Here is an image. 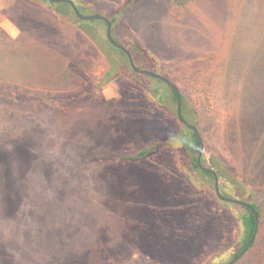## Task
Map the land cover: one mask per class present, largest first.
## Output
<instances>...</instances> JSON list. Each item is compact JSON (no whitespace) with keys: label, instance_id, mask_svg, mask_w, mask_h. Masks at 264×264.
I'll return each instance as SVG.
<instances>
[{"label":"rangeland","instance_id":"rangeland-1","mask_svg":"<svg viewBox=\"0 0 264 264\" xmlns=\"http://www.w3.org/2000/svg\"><path fill=\"white\" fill-rule=\"evenodd\" d=\"M72 1L83 15L115 20L113 39L138 68L195 80L203 91L195 103L212 109L197 108V125L189 121L204 143L202 163L221 175L224 197L261 212L254 245L236 264H264V0H189L181 21L169 14L174 0ZM33 26L61 41L63 62L78 57L63 80L32 87L19 67L0 76L9 95L0 98V264H64L74 252L82 257L71 264H226L242 209L193 170L176 139L182 125L150 96V77L118 52L104 55L102 23L80 30L45 0H0V69L45 39ZM113 60L116 75L103 85ZM61 82L63 91L54 88ZM211 234L218 242L209 249Z\"/></svg>","mask_w":264,"mask_h":264},{"label":"trees","instance_id":"trees-1","mask_svg":"<svg viewBox=\"0 0 264 264\" xmlns=\"http://www.w3.org/2000/svg\"><path fill=\"white\" fill-rule=\"evenodd\" d=\"M188 1L189 0H174L173 3L171 4V10L169 11L170 16L177 21H181L186 15V8H187ZM48 3L50 4L52 10L54 11V13L57 16L62 17V18L63 17H71L74 20H76V27H78L80 30L84 31L88 27L92 26L93 24L95 25L97 23H102L106 29V25L102 21H80V20H78L75 17V15L73 14L69 5H67L65 3H50V2H48ZM109 21L112 25V32H113V26H114L115 20L109 19ZM33 28L39 29V27H35V26H33ZM38 34L41 37H45V39H48V43H45V39H44V40L40 41V45H38V46L28 45L24 48H21V53H20L21 55L16 56L19 58V60H21V62H19V63L14 62L15 66L5 65V60H3L2 64L4 66L0 69V76L1 77L5 73H8V75L12 74L10 71V68H4V67H19L24 72V76H22L23 74L20 71L18 74L23 78V80L28 81V84L31 85L32 87H34V85H38L39 81H45V82L49 83L50 80H52L51 78L55 77L57 75L60 78H62V80L67 78V75H69L70 69L75 66V64H76L75 59L78 56H73L72 58L70 56V59H68V62H63L65 60H67V56H66V52H65L64 47H62L60 45L61 41H58L57 39H54L53 37L49 38V37L42 35V34H44V35L49 34L48 31L40 33V29H39ZM94 37L97 38V42L99 43V40L101 37L100 36H98V37L94 36ZM99 45H100L99 48L101 49V51L106 56H108L107 54L110 52V50L118 52L121 56L124 57L128 67H129L128 61H127L123 52L112 47L107 41H105V42L102 41L101 44L99 43ZM60 54H62L61 57L59 56ZM178 63H179V61H178ZM55 67L57 69H55ZM25 68L27 71H25ZM117 68H118L117 62L114 60L111 61L109 69L106 71V73L101 78V82L103 85L109 81H112L113 76L116 75L115 73L117 72ZM60 69H62V70H60ZM129 69H130V67H129ZM30 70H32V74H27L26 72H30ZM148 70H150V69H148ZM151 71H154V70H151ZM154 72H156V71H154ZM48 77H50V78L47 79ZM165 77H167L169 80H171L177 86V88L180 91V97H181V103H182V114H183L184 119L188 123H189V121H191L197 125L198 119H199L198 117H197L198 119L195 117V115L197 114L196 113L197 108L202 110L203 108L207 109V108L211 107L210 103H208V100H201V102L195 103L194 97L202 98L201 92L203 93V91H201L200 89H198L196 87V84L194 82L195 80L192 79L193 80L192 81L191 77H189V76L187 77L185 75V76L180 77L178 73L177 74L173 73L171 75L167 74V76H165ZM150 80H152L154 82L153 84H151L153 86L149 85L147 88L150 96L153 98V100H155V102L159 106L174 110L175 115H176V96H175L174 91L169 86H167L166 84H164L161 81H158L154 78H150ZM65 82H66V80H65ZM57 83L58 82H56V84ZM59 84L57 86H55L54 88H57L58 90H59V88H61L62 89L61 91L66 89V87H63V88L58 87V86H61L63 84V82H61ZM35 87H37V86H35ZM4 96L9 97V95H7V94L2 95L0 93V98L4 97ZM27 98L31 99L32 95H28ZM40 100H44V99L41 98ZM209 112H212L211 108L209 109ZM191 116L195 122L192 121V118L190 119ZM199 135H200V133H199ZM176 139L178 140V142H180V146H181L182 150H184L187 153L188 158H189V162H190L193 170L198 172L201 176H206L213 181L211 174L205 173V172L199 170V168L196 165V157H197L198 149H199V142H198V138H197L196 134L193 131H191L190 129H188L182 125L181 130L178 133ZM202 142H203V140H202ZM149 153H150L149 148L144 149V150L139 151L134 156L120 158V161L121 162L128 161L129 163H134V162L148 156ZM212 165H215V164L213 163ZM214 171L216 172V169ZM218 177H219V183L221 185V182H222L221 175H219ZM245 202H247V201H245ZM247 203H249L253 207V209L256 211L257 216H258V221L260 222V220H261L260 219L261 218V212L259 211L260 209L250 202H247ZM239 207L242 209V213L238 214L239 222H240V225L242 228V236L240 238L238 250L231 255V259L235 258L244 249L245 245L247 244V242L252 237V234H253L254 229H255V217L253 216V214L247 208L241 207V206H239ZM196 209L194 210V212L197 211ZM204 225H205V222L202 219L201 222L199 223V226L203 230H207V228ZM160 229L161 228H158V230H160ZM198 231H199V229L193 230L192 232H190L192 239L198 238V236H199ZM210 239H212V240H210ZM205 240H210V244L206 245L207 247H209V249L213 248L215 243L218 242V239L216 238V235H214V234L209 235V237H207V238L205 237ZM142 245H144V243ZM253 245H254V241L251 244V246L249 247V249L252 248ZM144 246H146V245H144ZM206 246H203L201 249H198V250H193L191 248H189V249L193 250V252L195 253L197 251L202 250ZM149 251L152 253L155 252L153 249L149 250ZM146 252L148 253V250H146ZM161 252H163V249L161 250ZM175 252H177L179 254L178 256H180L182 260L187 259V258H184L185 254H187L185 249H182V250L180 249V250H177ZM78 256H80V255H77L76 252H74L72 255V258H70V259L72 261L76 262L78 259H81V257H82V256H80V257H78ZM55 257H56V259H53L54 261L62 259L60 257V255H57ZM71 260L66 261L68 263L65 262L64 264H71V263H69Z\"/></svg>","mask_w":264,"mask_h":264},{"label":"water","instance_id":"water-1","mask_svg":"<svg viewBox=\"0 0 264 264\" xmlns=\"http://www.w3.org/2000/svg\"><path fill=\"white\" fill-rule=\"evenodd\" d=\"M45 1L50 2V3H65V4L69 5V7L71 8L75 17L80 21H102V22H104L106 25L105 37H106L107 42L112 47H114V48H116V49H118L124 53V55L128 61L129 67L134 73L144 75V76H147L150 78H154L158 81H161L164 84H166L167 86H169L174 91L175 96H176V117H177V119L181 125L190 129L191 131H193L196 134V136L198 138V142H199V149H198V154L196 157V165L199 168V170H201L205 173L211 174V176L213 178L214 193H215L217 199H219L223 202L232 203V204H236V205L241 206V207H245L255 217V229H254V232L252 234V237L247 242L244 249L235 258L229 260L226 263V264H236L246 254V252L248 251L249 247L251 246V244L253 243V241L255 239V236L257 234V229H258V216H257L256 211L253 209V207L249 203H247L243 200L229 199V198L224 197L220 191V183H219L218 175L216 174V172L213 169L207 168L203 165L202 157H203V153H204V144H203L202 139L199 135L198 129L194 125L188 123L183 117L180 91L177 88V86L171 80H169L167 77L160 75L159 73H156V72L148 70V69L138 68L133 61L131 53L123 45H121L120 43L116 42L113 39L112 25H111L109 19H107L106 17L99 15V14L83 15L80 13L77 5L72 0H45Z\"/></svg>","mask_w":264,"mask_h":264},{"label":"flooded vegetation","instance_id":"flooded-vegetation-1","mask_svg":"<svg viewBox=\"0 0 264 264\" xmlns=\"http://www.w3.org/2000/svg\"><path fill=\"white\" fill-rule=\"evenodd\" d=\"M204 165V164H203Z\"/></svg>","mask_w":264,"mask_h":264}]
</instances>
